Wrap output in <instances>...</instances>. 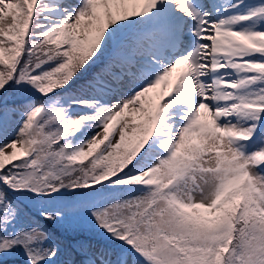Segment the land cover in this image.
<instances>
[{"label": "snow or ice", "instance_id": "6c2138e0", "mask_svg": "<svg viewBox=\"0 0 264 264\" xmlns=\"http://www.w3.org/2000/svg\"><path fill=\"white\" fill-rule=\"evenodd\" d=\"M0 264H264V0H0Z\"/></svg>", "mask_w": 264, "mask_h": 264}, {"label": "trees", "instance_id": "16d2710c", "mask_svg": "<svg viewBox=\"0 0 264 264\" xmlns=\"http://www.w3.org/2000/svg\"><path fill=\"white\" fill-rule=\"evenodd\" d=\"M81 238H83V239H87L88 237H87V235H84V236H82ZM94 242V241H93Z\"/></svg>", "mask_w": 264, "mask_h": 264}]
</instances>
